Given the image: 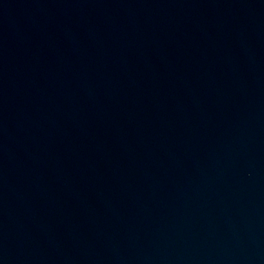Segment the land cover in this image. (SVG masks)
Returning a JSON list of instances; mask_svg holds the SVG:
<instances>
[{"label": "water", "instance_id": "obj_1", "mask_svg": "<svg viewBox=\"0 0 264 264\" xmlns=\"http://www.w3.org/2000/svg\"><path fill=\"white\" fill-rule=\"evenodd\" d=\"M0 264H264V0H0Z\"/></svg>", "mask_w": 264, "mask_h": 264}]
</instances>
